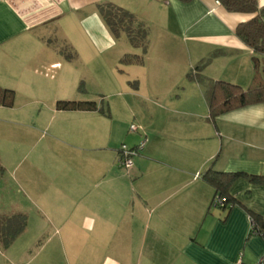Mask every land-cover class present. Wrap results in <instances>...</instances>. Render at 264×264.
Here are the masks:
<instances>
[{
  "label": "crops",
  "instance_id": "crops-1",
  "mask_svg": "<svg viewBox=\"0 0 264 264\" xmlns=\"http://www.w3.org/2000/svg\"><path fill=\"white\" fill-rule=\"evenodd\" d=\"M104 3L127 10L149 28L144 58L181 55L174 60L180 62L176 68L171 61L167 71L180 73L186 67L184 51L193 67L219 52L203 75L251 86V50L235 30L253 15L228 13L215 0H0V88L14 92L12 107L0 106L1 124L22 123L34 110L30 103H54L33 130L51 128L49 119L56 112L67 120V128H52L57 141L87 136L83 120L101 112L62 111L56 104L82 102L77 100L84 92L81 65L89 49L102 54L116 47L98 12ZM257 4L264 7V0ZM47 26L52 31H41ZM186 103L190 111L182 114L188 118L189 139L178 166L157 157L143 165L138 160L128 175L119 169L114 148L103 146L114 153L98 160L93 175H82L67 162L66 173L63 169L58 177L46 170L54 160L51 145L39 149L35 160L41 158L43 167L37 166L32 205L45 219L42 243L49 262L59 257L64 264H256L264 256V237L250 231L251 214L264 217V184L235 180L228 188L232 206L219 209L210 207L215 191L201 177L209 168L264 177V103L225 112L214 123L206 103L204 113L193 112L196 97ZM101 106V115L109 117ZM26 147L29 154L37 145ZM16 149L10 147L13 154ZM2 151L0 145L1 168L23 161L21 155L13 159ZM72 158L68 153L67 159ZM60 185L73 188L62 191ZM41 222L31 232L33 242Z\"/></svg>",
  "mask_w": 264,
  "mask_h": 264
},
{
  "label": "rangeland",
  "instance_id": "rangeland-1",
  "mask_svg": "<svg viewBox=\"0 0 264 264\" xmlns=\"http://www.w3.org/2000/svg\"><path fill=\"white\" fill-rule=\"evenodd\" d=\"M41 31L50 32L52 29L47 26ZM126 40L124 35L118 39L114 38L117 42L116 47L102 54L88 48L91 54L87 55L84 64L81 65L84 92L78 94L77 100L95 102L99 108H102L103 99V108L107 107L109 112V117L102 116L98 111V114L86 116L82 125H85L88 131L87 136L75 138L68 135L63 140L57 141L54 129L58 126L67 128V120L56 112L54 117L49 119L51 128L36 133L33 126L42 123L43 120L39 119L42 112L52 107L54 109V103H30L28 107L34 110L30 116L22 118V123L18 125L0 123L2 154L13 155V159L21 155L23 160L10 167L1 168L0 212H5L2 215L6 216H12L17 212L23 213L26 217L24 231L27 233L25 236L19 235L9 244L0 242V264H64L62 258H53L52 263L46 258L47 245L43 247L42 243L47 233V229H44L45 219L40 215L41 212L38 217L32 205L33 180L38 174L37 166H42L41 158L35 160L40 148L51 145L53 151L50 154L53 153L54 160L46 170L54 171V175L58 177L63 175V169L66 173L64 164L67 162H70L73 169L79 170L82 175H93L95 166L99 165L98 160L102 156L108 159L111 153H114L102 149L103 146L114 148L119 169L128 175L138 160L140 165H143L144 162L151 163L152 158L157 157L159 160L178 166L181 159H185L183 154L187 150L189 139L186 129L189 127L185 126L188 118L182 113L190 111L186 100L196 97L199 101L193 112L207 111L205 99L202 98L203 88L187 79V73L193 67L189 62V54L184 51L182 62L186 67H182L180 73L175 72V69L172 72L166 70L171 61L173 62L171 64H174L172 66L176 68L180 62L174 60L176 58L179 60L180 54L169 57L147 55L141 65H123L120 64L119 58L127 52L125 50L131 49L141 55V50L132 48ZM131 54L135 55V52ZM204 74L206 75L205 72ZM235 84L240 86L238 83ZM33 144L37 147L28 154L24 147ZM14 145L18 149L13 154L10 147ZM123 146L127 150L138 148L130 157L132 165L129 168L121 166L118 162L119 152ZM68 153L73 156L72 159H67ZM68 186L73 188V185H60V188L64 191L68 190ZM39 200L42 203L41 199ZM40 219L42 230L33 242L31 236H34V232H31L36 229ZM86 255L91 258L88 253ZM78 260L77 257L76 262Z\"/></svg>",
  "mask_w": 264,
  "mask_h": 264
},
{
  "label": "trees",
  "instance_id": "trees-1",
  "mask_svg": "<svg viewBox=\"0 0 264 264\" xmlns=\"http://www.w3.org/2000/svg\"><path fill=\"white\" fill-rule=\"evenodd\" d=\"M182 3H190L193 0H178ZM228 13L250 14L253 17L236 27V37L251 50V65L253 70L252 83L247 89L224 81H213L206 78L202 72L217 58L220 53L213 52L200 60L190 72L187 79L200 85L204 90V98L208 109V120L212 123L216 118L228 111L242 108L248 105L264 103V7H258L257 0H215ZM98 12L107 26L112 37L118 39L121 35L127 39L134 49L141 50V55L126 54L120 59L123 65H141L144 56L148 52L150 44L149 28L127 10L111 3L98 5ZM14 92L0 88V106L12 107ZM102 103V101H101ZM57 110L62 111H98L104 113L95 102H71L63 101L56 104ZM133 147L130 151L137 152ZM121 151V150H120ZM120 153V152H119ZM119 156V155H118ZM120 157V156H119ZM119 162V160H118ZM0 172L2 169L0 167ZM203 180L214 188L210 207L227 209L232 206L233 200L228 197V188L239 179L246 178L252 184H264V177L246 175L243 173L217 172L212 168L201 174ZM217 198H223V205L216 204ZM250 231L264 237V217L251 214ZM26 228V217L22 214L12 216H0V242L11 243L21 235Z\"/></svg>",
  "mask_w": 264,
  "mask_h": 264
},
{
  "label": "built area",
  "instance_id": "built-area-1",
  "mask_svg": "<svg viewBox=\"0 0 264 264\" xmlns=\"http://www.w3.org/2000/svg\"><path fill=\"white\" fill-rule=\"evenodd\" d=\"M218 4V2H216ZM133 152H131L130 150H127L124 146L121 149L120 152V157H119V163L121 166L125 167V168H129L132 165L131 159L130 157L133 156ZM225 201V199H221V198H217L215 200L216 204L218 205H223V202ZM236 264H242L241 261H238ZM256 264H264V256H262L258 262Z\"/></svg>",
  "mask_w": 264,
  "mask_h": 264
}]
</instances>
